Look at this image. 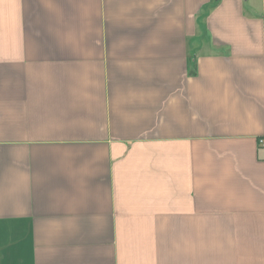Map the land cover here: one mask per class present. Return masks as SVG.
Listing matches in <instances>:
<instances>
[{
    "label": "crops",
    "instance_id": "obj_1",
    "mask_svg": "<svg viewBox=\"0 0 264 264\" xmlns=\"http://www.w3.org/2000/svg\"><path fill=\"white\" fill-rule=\"evenodd\" d=\"M264 0H0V264H264Z\"/></svg>",
    "mask_w": 264,
    "mask_h": 264
},
{
    "label": "built area",
    "instance_id": "obj_2",
    "mask_svg": "<svg viewBox=\"0 0 264 264\" xmlns=\"http://www.w3.org/2000/svg\"><path fill=\"white\" fill-rule=\"evenodd\" d=\"M262 144L264 145V140L262 141Z\"/></svg>",
    "mask_w": 264,
    "mask_h": 264
}]
</instances>
